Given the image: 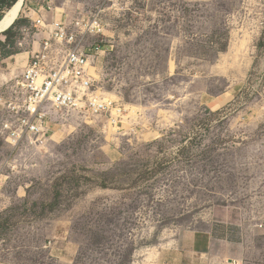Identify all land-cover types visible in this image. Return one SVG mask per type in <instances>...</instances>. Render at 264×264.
Masks as SVG:
<instances>
[{
	"label": "rangeland",
	"instance_id": "obj_1",
	"mask_svg": "<svg viewBox=\"0 0 264 264\" xmlns=\"http://www.w3.org/2000/svg\"><path fill=\"white\" fill-rule=\"evenodd\" d=\"M99 6L103 110L0 132V264H264V0H23L0 71Z\"/></svg>",
	"mask_w": 264,
	"mask_h": 264
},
{
	"label": "built area",
	"instance_id": "obj_2",
	"mask_svg": "<svg viewBox=\"0 0 264 264\" xmlns=\"http://www.w3.org/2000/svg\"><path fill=\"white\" fill-rule=\"evenodd\" d=\"M103 8L66 22L42 25L51 27L39 49L32 52L24 70L0 86V132L13 146L23 139L39 142L50 132L49 122H63L76 109L103 110V102L89 92L90 63L99 47L88 50L71 44L80 35L103 36Z\"/></svg>",
	"mask_w": 264,
	"mask_h": 264
},
{
	"label": "crops",
	"instance_id": "obj_3",
	"mask_svg": "<svg viewBox=\"0 0 264 264\" xmlns=\"http://www.w3.org/2000/svg\"><path fill=\"white\" fill-rule=\"evenodd\" d=\"M20 13V12H19ZM18 13V14H19ZM57 15H59L58 16V20L59 21H61V22H66L67 20H69L70 18H69V15L68 14H66V13H62V14H55V16H57ZM18 16V15H17ZM16 16V17H17ZM45 18H47V17H44V19ZM48 19V18H47ZM57 20V21H58ZM46 21V20H45ZM47 22V21H46ZM52 22H50L49 24H51ZM29 56L30 55H28L27 57H26V60H25V65H26V63H27V60H28V58H29ZM25 59V58H24ZM24 59H23V57H20L19 58V67H15V69L14 68H12L9 72H3V71H0V86H2L4 83H6L8 80H10L11 79V73L15 70H20L18 73H16V74H20L23 70H24V68H25V66H24V68L22 67V64H23V62H24ZM22 68H23V70H22Z\"/></svg>",
	"mask_w": 264,
	"mask_h": 264
},
{
	"label": "bare ground",
	"instance_id": "obj_4",
	"mask_svg": "<svg viewBox=\"0 0 264 264\" xmlns=\"http://www.w3.org/2000/svg\"><path fill=\"white\" fill-rule=\"evenodd\" d=\"M22 5L23 0H16L15 3L5 11V16L0 20V31L5 29L13 19L17 18L16 16L21 11Z\"/></svg>",
	"mask_w": 264,
	"mask_h": 264
},
{
	"label": "trees",
	"instance_id": "obj_5",
	"mask_svg": "<svg viewBox=\"0 0 264 264\" xmlns=\"http://www.w3.org/2000/svg\"><path fill=\"white\" fill-rule=\"evenodd\" d=\"M15 1L16 0H0V18L3 15V10L10 8L15 3Z\"/></svg>",
	"mask_w": 264,
	"mask_h": 264
},
{
	"label": "water",
	"instance_id": "obj_6",
	"mask_svg": "<svg viewBox=\"0 0 264 264\" xmlns=\"http://www.w3.org/2000/svg\"><path fill=\"white\" fill-rule=\"evenodd\" d=\"M3 14H4V15H2V17L0 18V20L5 16V14H6L5 11L3 12ZM15 20H16V18L13 19V20L11 21V23H10L5 29L1 30L0 33L6 31L9 27H11V25L14 23Z\"/></svg>",
	"mask_w": 264,
	"mask_h": 264
}]
</instances>
